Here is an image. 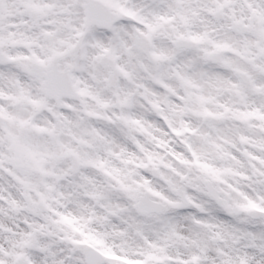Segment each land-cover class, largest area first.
<instances>
[{
  "label": "snow or ice",
  "instance_id": "snow-or-ice-1",
  "mask_svg": "<svg viewBox=\"0 0 264 264\" xmlns=\"http://www.w3.org/2000/svg\"><path fill=\"white\" fill-rule=\"evenodd\" d=\"M0 264H264V0H0Z\"/></svg>",
  "mask_w": 264,
  "mask_h": 264
}]
</instances>
